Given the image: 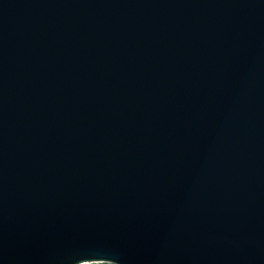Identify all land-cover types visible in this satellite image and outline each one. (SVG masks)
<instances>
[{"label": "water", "instance_id": "95a60500", "mask_svg": "<svg viewBox=\"0 0 264 264\" xmlns=\"http://www.w3.org/2000/svg\"><path fill=\"white\" fill-rule=\"evenodd\" d=\"M97 263L264 264V0H0V264Z\"/></svg>", "mask_w": 264, "mask_h": 264}, {"label": "snow or ice", "instance_id": "6c2138e0", "mask_svg": "<svg viewBox=\"0 0 264 264\" xmlns=\"http://www.w3.org/2000/svg\"><path fill=\"white\" fill-rule=\"evenodd\" d=\"M91 259H93V258H89V257H82L81 258L82 261L91 260Z\"/></svg>", "mask_w": 264, "mask_h": 264}, {"label": "rangeland", "instance_id": "374dc122", "mask_svg": "<svg viewBox=\"0 0 264 264\" xmlns=\"http://www.w3.org/2000/svg\"><path fill=\"white\" fill-rule=\"evenodd\" d=\"M97 264H100V263H97Z\"/></svg>", "mask_w": 264, "mask_h": 264}]
</instances>
